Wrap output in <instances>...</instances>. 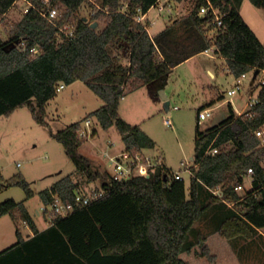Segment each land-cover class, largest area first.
<instances>
[{
  "label": "trees",
  "instance_id": "trees-1",
  "mask_svg": "<svg viewBox=\"0 0 264 264\" xmlns=\"http://www.w3.org/2000/svg\"><path fill=\"white\" fill-rule=\"evenodd\" d=\"M17 1L0 0V17ZM27 1L38 8L45 6L42 0ZM159 1L98 0L101 10L88 0H57L62 13L54 22L30 9L7 40L0 37V117L28 106L35 120L49 127L46 105L57 96L58 86L84 81L103 105L83 121L95 119L104 131L116 127L125 150L136 154L155 148L156 142L119 116L120 102L132 90L165 80L174 67L212 47L237 78L253 70L264 71V43L242 16L244 0H210L223 14L221 26L212 17L198 15L207 0H194L190 14L151 36L150 23L136 19ZM250 1L264 9V0ZM84 4L91 7L87 21L79 16ZM68 25L75 29L72 36L61 31ZM17 40L25 42V48L19 43L6 49ZM35 48L38 54L31 51ZM151 95L161 99L157 92ZM249 112L253 117L238 116L230 105L229 116L220 123L205 130L198 125L189 193L186 180L172 178L166 165L150 178L134 176L108 185L109 173L95 171L80 151L86 142L80 136L83 121L50 131L75 164V173L85 176L88 183L102 180L108 192L88 205H76V195L84 193L82 182L74 174L61 178L39 192L42 205L49 206L58 197L73 203L75 209L65 217L56 216L44 230L25 201L1 203L0 217L18 210L32 236L26 239L18 228V240L0 253V264H190L181 254H190L196 245L202 248L195 252L197 257L213 259L205 236L195 225L209 209L217 208H227L218 223L223 238L252 240L264 229V147L255 135L264 125V87ZM90 134L94 137L97 129L92 128ZM213 149L218 153L212 154ZM250 168L254 170L251 190L236 191ZM219 185H223L224 200L209 191ZM12 186L23 188L26 200L35 196L24 178L0 183V192Z\"/></svg>",
  "mask_w": 264,
  "mask_h": 264
},
{
  "label": "rangeland",
  "instance_id": "rangeland-1",
  "mask_svg": "<svg viewBox=\"0 0 264 264\" xmlns=\"http://www.w3.org/2000/svg\"><path fill=\"white\" fill-rule=\"evenodd\" d=\"M59 6L61 14L60 3ZM193 6L194 0H162L149 13L153 26L148 20L142 22L150 23V33L156 34L166 23L190 14ZM27 7L28 3L25 0H18L7 14L0 17V37L3 40H7L13 34ZM241 13L264 43V9L256 7L250 0H244ZM90 14V5L84 4L79 16L88 19ZM210 34L214 35L215 32ZM210 56L217 57L215 52H211ZM212 61L213 59L206 55L199 59V62ZM215 61L224 69L217 81L211 80L209 75L200 73L198 63L185 64L172 71L165 80L168 100H155L152 97L151 92L165 82L157 80L151 85L132 90L126 99L120 102L119 116L127 119L132 126H139L149 133L156 142V148L146 149L144 152L151 156H161L170 171L182 172L188 193L191 173L185 170L182 162L192 163L198 125L201 130H205L220 123L229 115V102L234 104L237 112L243 111L250 98L257 96L260 91L258 84L264 79V73L255 78L254 70L248 72L243 79V88L236 95L229 96L228 91L235 88L237 77L227 73L223 58L218 57ZM124 63L128 64V60H124ZM211 85H218L220 93L224 94L225 98L222 105L211 108L212 116L209 119L199 121V110L211 94ZM102 105L101 98L86 82L76 81L71 85H65L63 90L47 103L46 121L49 127L40 125L28 106L17 109L9 117H0V183L7 184L12 180L24 178L35 192L33 198L26 200L23 188L19 186L4 188L0 192V204L9 199L25 201L38 226L43 229L51 222L48 215L39 214L42 210L39 192L50 188L69 174H74V179L82 182L84 193L99 188L102 180L88 183L85 176L75 173V164L63 145L51 136L50 131L58 132L73 123L83 121L88 114ZM169 110L172 111L170 127L164 123ZM85 122L83 121L82 125L87 129V133L96 128L97 134L86 138V142L81 146V153L92 160L95 171L103 174L111 172V161L106 153L119 152L123 146L117 128L112 127L109 131H104L95 119L90 128L85 126ZM110 141L113 143L111 146ZM250 189L251 186L247 185V191ZM226 210L227 208L223 211L218 208L209 209L195 225V229L205 236V244L213 259L209 256L195 255L196 251H202L200 245H196L190 254L182 253L181 257L190 264H264V229H260L252 240H227L218 230V223ZM18 228L25 238L28 233L31 237L32 232L23 223L18 210L0 217V253L17 242ZM191 239L195 240V236Z\"/></svg>",
  "mask_w": 264,
  "mask_h": 264
},
{
  "label": "built area",
  "instance_id": "built-area-1",
  "mask_svg": "<svg viewBox=\"0 0 264 264\" xmlns=\"http://www.w3.org/2000/svg\"><path fill=\"white\" fill-rule=\"evenodd\" d=\"M28 3V7L23 11L25 14L30 11V9L35 8L37 9L40 14L45 17L49 22H54L57 20L60 16V9L58 7L57 0H42L43 4L45 5L42 8L36 7L33 3L25 0ZM208 3L205 6H202L199 10L198 15L200 17L205 18H214V23H217V26L222 25V17L223 14L220 11L219 8L215 7L210 0H207ZM89 3L95 5L98 9L103 10L101 5L99 4L98 0H88ZM108 8H105L104 10H107ZM138 22L143 23V15L137 17L136 19ZM74 27L71 25L64 26L61 28V31L65 33L67 36H72L74 33ZM21 48H25L26 44L25 42L20 43ZM34 54H38L39 50L38 48L31 50ZM211 52H215L214 48H209L204 51V53L210 55ZM255 72V70H254ZM264 73V71H260L259 74ZM257 75V77L259 76ZM256 77V78H257ZM246 78V74H243L242 76L238 77L236 80L235 88L228 91L229 96L236 95L242 88H243V79ZM64 84H60L57 88V91L60 92L64 88ZM258 86L260 87V90L262 87H264V79L260 80ZM259 93V92H258ZM253 96V95H252ZM258 103V94L256 97H251L248 103L246 104V110L240 114L239 116L243 115L244 113H247L248 117H253V112H249L256 104ZM178 107H176L177 109ZM212 116V110L211 109H204L201 110L199 114V121H205L209 119ZM85 126L90 128L92 124V120H87L85 122ZM164 123L166 126H172V111H169L166 114ZM91 130L87 133V129L83 128L80 132V136L83 138L91 137ZM256 137L261 141V146L264 147V125L260 127L258 130L255 131ZM110 146L113 145V143L109 142ZM212 154L218 153V149L211 150ZM107 156L109 157L111 161V172L107 171L110 175L109 179L107 180V184L110 185L114 181L122 182L126 181L134 176H143L146 178H150L151 175L156 171L158 167H164L165 162L164 159L161 156H151L143 152H137L136 154H131L130 152L124 150H120L119 152L112 153L107 152ZM182 166L185 167L186 171H189L192 176V163L188 162H182ZM254 170L250 168L248 170V173L245 177V181L243 184H240L236 186V191L238 192H246L247 191V185H250L252 188V184L254 181L253 177ZM170 176L176 180H185L184 176L182 175V172L180 171H170ZM249 183V184H248ZM106 186L101 183L99 188H95L88 193H78L76 195L75 203L76 205H88L101 197H103L109 189V186ZM251 190V189H250ZM209 191L219 197L220 199L224 200V190L223 185H219L215 188H209ZM229 206H233V203H228ZM75 209V205L73 203H65L60 198L56 197L54 202L49 205L45 206L42 205V210L40 211V215H48L50 217V222L56 217V216H67L71 212H73ZM26 225V224H25Z\"/></svg>",
  "mask_w": 264,
  "mask_h": 264
},
{
  "label": "crops",
  "instance_id": "crops-1",
  "mask_svg": "<svg viewBox=\"0 0 264 264\" xmlns=\"http://www.w3.org/2000/svg\"><path fill=\"white\" fill-rule=\"evenodd\" d=\"M162 0H160L159 2H158V4L155 6V7H157L158 5H159V3L161 2ZM153 9V8H152ZM151 9V10H152ZM150 10V11H151ZM150 11L147 13V14H145V15H143V21H145V20H148L149 22H151V26H153V21L149 18V13H150ZM165 11V10H164ZM176 21H178V19H175V20H173L172 22H170V23H166L163 27H162V29H160V31H158V33H156V34H151L150 33V28H151V26L149 27V33L151 34V36H155V35H157V34H159L161 31H163L167 26H169V25H171L172 23H174V22H176ZM203 55H206V56H208V57H210L211 59H213V61L212 62H199V59H200V57L201 56H203ZM217 55V57L215 58V57H212V56H210V55H207L206 53H204V52H201V53H199V54H196V55H194L193 57H191V58H189L188 60H186L185 62H183V63H181L180 65H178V66H176V67H174L173 69H172V71H174V70H176V69H178V68H180L181 66H183V65H185V64H191V63H198L199 64V68H198V71L200 72V73H202L203 75H209L210 77H211V80H213V81H217V79H218V77L220 76V74H221V71L223 72V68L222 67H220L217 63H216V59H218V57H221V58H223L224 60H225V65H226V71H227V73H230V71H229V69H228V63H227V61H226V59L224 58V57H222V56H220V55H218V54H216ZM171 71V72H172ZM231 74V73H230ZM168 78H169V75H168ZM167 79V77L165 78V80ZM164 80V81H165ZM163 84V85H162ZM162 84H159V86H154V88H155V90H154V92H157L158 90H160V89H163L164 90V93H165V95H166V99H163V100H168L169 99V94H167L168 92H167V88H166V84H167V81H165L164 83H162ZM62 91V90H61ZM60 91V92H61ZM210 92H211V94L209 95V98L208 99H206L205 101H204V103H203V105H202V107L201 108H204V109H211L212 107H214V106H218V105H222L223 104V99L225 98V96H224V94H222V93H220V91H219V87H218V85H211L210 86ZM59 93V92H58ZM124 99H126V97H124L122 100H124ZM160 100H162V98L160 99ZM210 103H213V105H211V106H208ZM121 104V103H120ZM232 106L233 107V109H234V111H235V113L239 116L240 114H242L246 109H244L243 111H240V112H237V110L235 109V106H234V104L232 103V102H229L228 103V107L229 106ZM200 108V109H201ZM177 109H179V108H177ZM204 109H202V110H204ZM119 110H120V106H119ZM170 111V110H169ZM229 116V115H228ZM227 116V117H228ZM226 117V118H227ZM225 118V119H226ZM125 121H127V122H129L127 119H125V118H123ZM224 120V119H223ZM222 120V121H223ZM216 125V124H215ZM110 130V129H109ZM108 130V131H109ZM148 135H149V133H148ZM150 136V135H149ZM120 138H121V136H120ZM121 141H122V138H121ZM122 143H123V141H122ZM156 148V147H155ZM125 149V147H124V143H123V146H122V148L120 149V150H124ZM91 162H92V160H90ZM166 165V164H165ZM28 208V207H27ZM29 210V209H28ZM29 212H30V210H29ZM31 213V212H30ZM35 218V217H34ZM36 221V220H35ZM37 223V222H36ZM38 225V224H37ZM50 225H48V226H46L45 228H40L39 226V229L40 230H44V229H46V228H48ZM30 236V234L28 233L27 235H26V239H28V237ZM32 236V235H31Z\"/></svg>",
  "mask_w": 264,
  "mask_h": 264
},
{
  "label": "water",
  "instance_id": "water-1",
  "mask_svg": "<svg viewBox=\"0 0 264 264\" xmlns=\"http://www.w3.org/2000/svg\"><path fill=\"white\" fill-rule=\"evenodd\" d=\"M88 19L87 18H85V21H87ZM97 25V23L95 22V23H93L92 24V26H96ZM20 43V41L19 40H17V41H15V42H12V43H10V44H8L7 46H6V49H10V48H15L18 44ZM259 70H256L255 71V78L257 77V75L259 74ZM158 94H159V96L162 98V99H166L167 97H166V95H165V93H164V90L163 89H160L159 90V92H158ZM28 238H30V236L28 237Z\"/></svg>",
  "mask_w": 264,
  "mask_h": 264
}]
</instances>
